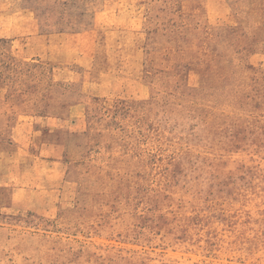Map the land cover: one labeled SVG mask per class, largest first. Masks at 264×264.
I'll return each mask as SVG.
<instances>
[{
  "label": "rangeland",
  "instance_id": "374dc122",
  "mask_svg": "<svg viewBox=\"0 0 264 264\" xmlns=\"http://www.w3.org/2000/svg\"><path fill=\"white\" fill-rule=\"evenodd\" d=\"M0 139V264H264V0H0Z\"/></svg>",
  "mask_w": 264,
  "mask_h": 264
},
{
  "label": "crops",
  "instance_id": "0c3cea01",
  "mask_svg": "<svg viewBox=\"0 0 264 264\" xmlns=\"http://www.w3.org/2000/svg\"><path fill=\"white\" fill-rule=\"evenodd\" d=\"M85 1V6H88V2H90L91 6H95L97 7V1L99 2L100 0H84ZM65 4V2H64ZM63 4V7L65 6ZM102 4H99V8H101ZM32 15L28 16V17H24V15L19 16V35L18 36H23V35H31L33 36L35 34V28L34 26H31V29H29V31H27V29L29 28V25L32 22H34V17L35 15L33 13H31ZM93 14H97L96 11L93 12ZM36 19V18H35ZM25 23H27V25H25ZM26 30V31H25ZM56 33V32H55ZM58 35H62L64 34V32H57ZM17 36V35H15ZM34 39V38H32ZM0 146L7 148L6 152H3L0 154V206H3L4 203L11 206H17L19 198L17 197V190L14 189L12 185V182L14 180V176H13V170H12V163L13 160L17 159V174L16 177L19 178V146H11L9 141L6 140H2L0 139ZM15 150H10V149H14ZM15 190V191H14Z\"/></svg>",
  "mask_w": 264,
  "mask_h": 264
}]
</instances>
